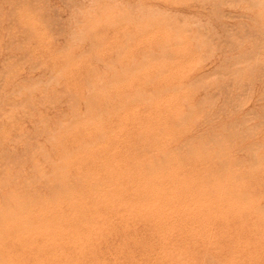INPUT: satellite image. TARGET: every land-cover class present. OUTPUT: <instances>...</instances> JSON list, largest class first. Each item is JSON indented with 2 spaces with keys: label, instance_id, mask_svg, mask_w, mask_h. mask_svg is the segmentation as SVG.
I'll return each instance as SVG.
<instances>
[{
  "label": "rangeland",
  "instance_id": "obj_1",
  "mask_svg": "<svg viewBox=\"0 0 264 264\" xmlns=\"http://www.w3.org/2000/svg\"><path fill=\"white\" fill-rule=\"evenodd\" d=\"M263 3L0 0V264H264Z\"/></svg>",
  "mask_w": 264,
  "mask_h": 264
},
{
  "label": "bare ground",
  "instance_id": "obj_2",
  "mask_svg": "<svg viewBox=\"0 0 264 264\" xmlns=\"http://www.w3.org/2000/svg\"><path fill=\"white\" fill-rule=\"evenodd\" d=\"M264 4V3H263ZM84 7H85V5H84ZM94 11V10H93ZM94 19V18H93ZM230 27V26H229ZM61 30V29H60ZM59 30V31H60ZM64 30V29H63ZM208 30V29H207ZM73 31H75V30H73ZM63 32V31H62ZM76 32V31H75ZM206 33H208V32H206ZM77 34V33H76ZM249 35V34H248ZM245 36V35H244ZM14 43V42H13ZM22 44V43H21ZM39 67V66H38ZM59 73V72H58ZM58 75V74H57ZM222 77V76H221ZM53 78H57V77H53ZM52 78V79H53ZM52 79H51V82H52ZM79 79V78H78ZM203 81V80H202ZM48 82V81H47ZM83 92V91H82ZM33 94V93H32ZM69 104V103H68ZM85 113V112H84ZM49 121V120H48ZM61 123V122H60ZM63 124V123H62ZM88 128V127H87ZM140 129V128H139ZM151 131V130H150ZM38 136H40V135H38ZM54 139V138H53ZM149 141V140H148ZM147 141V142H148ZM157 146V145H156ZM37 147V146H36ZM32 151V150H31ZM227 164V163H226ZM246 173V172H245ZM228 174V173H227ZM4 175V174H3ZM209 193V192H208ZM205 196V195H204ZM189 198V197H188ZM218 200V199H217ZM200 204V203H199ZM181 212V211H180Z\"/></svg>",
  "mask_w": 264,
  "mask_h": 264
}]
</instances>
